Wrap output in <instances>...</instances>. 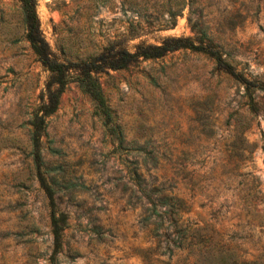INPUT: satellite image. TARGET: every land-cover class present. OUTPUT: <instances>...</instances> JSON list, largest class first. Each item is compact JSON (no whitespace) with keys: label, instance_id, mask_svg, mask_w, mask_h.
I'll list each match as a JSON object with an SVG mask.
<instances>
[{"label":"rangeland","instance_id":"374dc122","mask_svg":"<svg viewBox=\"0 0 264 264\" xmlns=\"http://www.w3.org/2000/svg\"><path fill=\"white\" fill-rule=\"evenodd\" d=\"M35 11L58 58L202 36L233 73L190 48L99 71L120 144L68 83L40 143L67 215L56 241L28 134L48 70L18 2L0 0V264H264V0H35ZM131 167L146 189L163 185L159 198Z\"/></svg>","mask_w":264,"mask_h":264},{"label":"trees","instance_id":"16d2710c","mask_svg":"<svg viewBox=\"0 0 264 264\" xmlns=\"http://www.w3.org/2000/svg\"><path fill=\"white\" fill-rule=\"evenodd\" d=\"M18 2L20 20L23 28L24 38L27 40L31 51L40 64L48 70V78L45 83V98L39 108L31 113L30 127L28 130L30 139V154L34 174L41 188L44 191L47 199V204L50 209V227L54 239L57 241L61 234V230L66 224V212L59 210L54 200V190L51 184L47 181L42 169V156L40 151L41 137L46 136V120L47 114L54 111L58 104L59 93L70 82H75L81 92L85 93L92 103V112L98 116L101 121L104 131L108 134L114 133L117 137V143L120 144L122 136L113 125L109 123L112 120L110 108L106 102V98L99 85L97 73L108 68L115 69L127 67L128 65L140 59H153L160 57L165 53L179 48H190L201 50L213 60L216 67L224 69L227 72L233 73L228 63L221 54L220 49L215 47L209 38L206 39L204 45L201 44L203 37H199V43H193L186 36H165L160 42H143L138 41L128 48L125 45L126 38L119 41L111 40L103 45L98 51L88 54L82 58H58L50 49L45 40L40 28L39 21L35 11V0H15ZM131 177L139 186L141 193L144 194L150 201H153L163 185L154 186L146 189L147 185L135 167L129 169ZM139 197V195H138ZM137 197V198H138ZM163 202H168L173 205L177 203L171 195L165 193ZM167 200V201H166ZM175 209V213L178 210ZM155 211V203L152 202V212ZM147 218L144 217V219ZM166 250L171 253L172 248L167 245Z\"/></svg>","mask_w":264,"mask_h":264}]
</instances>
